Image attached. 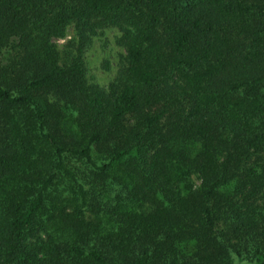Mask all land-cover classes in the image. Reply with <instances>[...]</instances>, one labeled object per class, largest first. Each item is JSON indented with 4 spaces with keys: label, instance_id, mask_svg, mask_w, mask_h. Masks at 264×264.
Returning <instances> with one entry per match:
<instances>
[{
    "label": "trees",
    "instance_id": "trees-1",
    "mask_svg": "<svg viewBox=\"0 0 264 264\" xmlns=\"http://www.w3.org/2000/svg\"><path fill=\"white\" fill-rule=\"evenodd\" d=\"M0 264H264V0H0Z\"/></svg>",
    "mask_w": 264,
    "mask_h": 264
},
{
    "label": "rangeland",
    "instance_id": "rangeland-1",
    "mask_svg": "<svg viewBox=\"0 0 264 264\" xmlns=\"http://www.w3.org/2000/svg\"><path fill=\"white\" fill-rule=\"evenodd\" d=\"M75 31L71 25L63 37L54 39L60 51L75 42ZM120 35V31L115 27L98 29L90 36V42L84 52L89 81L105 90L115 82L124 63L125 49L119 44ZM194 180L196 184L199 183L196 177Z\"/></svg>",
    "mask_w": 264,
    "mask_h": 264
}]
</instances>
